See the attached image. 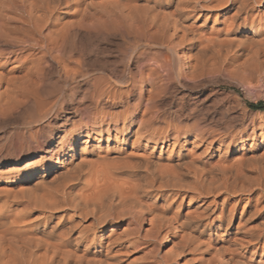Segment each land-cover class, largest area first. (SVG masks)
<instances>
[{
    "label": "bare ground",
    "instance_id": "bare-ground-1",
    "mask_svg": "<svg viewBox=\"0 0 264 264\" xmlns=\"http://www.w3.org/2000/svg\"><path fill=\"white\" fill-rule=\"evenodd\" d=\"M81 30L118 36L123 49L114 61H97L95 73L89 71L75 59H87L84 48L76 50L72 42ZM263 75L264 0H0V116L19 114L26 119L23 126L27 120L29 126L24 138L31 154L24 156V172L16 178L22 183L19 190L41 198L46 183L58 187V197L54 192L48 200L38 198L39 217L50 220L41 229L44 238L0 233V264H185L190 248L210 255L198 264H254L258 258L264 264V152L257 153L264 143V120L250 119L234 129L230 100L217 89L234 81L250 94ZM170 84L182 92L180 105L167 118L155 99ZM206 85L214 96L208 122L207 113L202 111L204 118L198 109L204 93L183 103L191 96L186 92ZM160 122L164 126L157 128ZM40 132L47 138L35 142L33 135ZM82 140L97 144L101 161L114 163L110 169L94 162L111 170L101 174L92 162L91 174L128 177L118 184L111 174L106 178L111 184L95 189L96 196L92 190L98 186L89 191L97 203L94 197L93 202L86 195L76 197L67 186L88 167L83 170L85 160L74 161ZM236 150L240 157L226 164ZM38 189L42 196L36 195ZM188 198L203 202L195 216L190 200L183 218L166 208L158 215L150 212L154 207L148 201L160 200L177 210ZM59 211L77 219L53 223ZM145 215L150 226L142 236ZM88 216L90 224H79ZM205 220L228 235L195 246L196 234L207 232ZM252 223L257 226L249 230ZM176 230L187 236L182 235L180 246L171 245L168 256L157 258L140 248L143 237L166 243ZM38 241L43 244L39 254ZM132 253L142 255L129 260Z\"/></svg>",
    "mask_w": 264,
    "mask_h": 264
},
{
    "label": "rangeland",
    "instance_id": "rangeland-1",
    "mask_svg": "<svg viewBox=\"0 0 264 264\" xmlns=\"http://www.w3.org/2000/svg\"><path fill=\"white\" fill-rule=\"evenodd\" d=\"M87 32L88 31L81 30V31L78 32V34L76 36L72 37L73 38L72 39V42H73V45L76 48V50H78L79 47L84 48L83 50H85V51H82V52L85 54L84 56L87 57V59H86L87 61L85 60V62H81V60H79L80 57L78 55H75V59L77 61H80L79 64H81V65H83L85 63L84 64L85 68H87L89 71H93L95 73V69L98 68L99 61L100 62L103 61L102 63H105V61H107V62L114 61L113 60L114 57L118 54V51L119 50L123 49V46L119 45L121 41H120V38L118 36H112L111 35L109 37L108 36L106 37V36H103V35L95 34L92 31H90V34H92V36H91L89 34V32L88 33ZM79 35H81V36H79ZM94 35H96V36H94ZM82 36L83 37L85 36V37L83 38ZM86 37H87V39H86ZM80 40H82V41H80ZM89 41L92 42V43H89ZM90 48H91V50H90ZM76 56H78V57H76ZM96 62L98 63V65H97ZM95 65H96L97 68L95 67ZM88 66L90 67L91 70L89 69ZM93 66L95 67V69H94ZM93 72H91V73L94 74ZM261 79L259 80L260 82L257 81L258 83L257 82L255 83L256 84V86H255V89L256 90L254 89V91L250 92V94H249V92L248 93L245 92V91L243 92V90L240 89L239 86L238 87L236 86V83L234 81H230L232 83H230L228 81V82H226L227 84L226 83L225 84L224 83L223 84L221 83L217 87L218 91H220L221 93H225L224 95L227 96V98H226V96H224L222 98H224V100H226V102H228L230 100L228 102L229 103V106H231V109L232 110L235 109L233 111L230 110V115L232 116V127H234V129L240 128V126L242 124H247L250 119H255V120H257L256 122H262L264 120V75H263V77ZM209 88L210 87L206 85L204 88H199L198 89L199 91H197V92H186V93H189L191 96H189L190 97L189 99H187L188 97H186L183 100V103H185V101L186 102L187 101H191L193 99V97L196 95V93H204V95H200L199 98L202 100L205 97V101L203 103L199 102L201 105L199 104L198 109L201 110V114H202V116H204V118L207 115L206 116L207 118H205L207 120V122L209 121V119H211L210 117H212L214 115L213 114L214 112H213V110L211 108L212 102H210L214 96L211 95L210 93H208L209 92ZM180 92H182V89H181V87L179 85L170 84V86L166 90V93L165 94H162L160 97H158L157 99H155L157 101V103H155V104H157L156 105V108L157 109L158 108L159 109H162L161 111L159 109L158 110L161 113L165 114L164 115L165 117L169 118V116H171L173 114V112L176 110V108L178 107V105H180L181 102L179 103V99H178L180 97V95H179ZM248 94L250 96H248ZM175 97H177V98H175ZM231 101L234 102V103H232ZM238 103H240V104H238ZM234 105H235V107H234ZM240 105H242L240 107L242 110L240 108L237 109ZM232 107H234V108H232ZM243 108H244V110H245L246 113L243 111ZM117 110H119V109H117ZM171 110H173V111H171ZM211 110H212V112L210 113ZM202 111L204 112V114H206V113L207 114L206 115H203V112ZM215 116H217V115H215ZM242 116H243V118H242ZM248 117H249V119H248ZM23 120H24V122H23ZM25 121H26V119H22V117L19 114H15V113H11V114H7V115H4V116H0V233L2 234L1 236H5V237L6 236L7 237L12 236L11 233H13V234H16L17 233L15 236H17L18 233H19V237H22V236L23 237L24 236L31 237V236H34V234H35L34 237H37V238L39 237V239L40 238L42 239L44 237H43V230H41V229H42L43 225L45 226L46 224H48L46 226V227H48L49 224H50V220H48V219H41L39 217L41 210H39L40 208L38 209V206L40 207L41 204L37 205V202L39 203V199L48 200V198H50V196L53 197L52 196L53 195L52 193H54V192H55L54 193L55 194L54 197H58L56 195L57 191L55 190V189H58V187H56L57 186L56 183H54L53 186H50L51 184H49L48 181L51 179V177H52V175H51V176L46 177V182H48V183H46L45 185H47V186L49 185L48 188L52 187V190L53 191L51 190V188L48 190V188H46V189L44 188L43 189V187H41L44 190L42 192H45L46 191L47 194L46 193H42L41 192V189H38V191L35 190L37 196L38 195H41L42 196V194H43L42 197H44V198H42V197L40 198V196L39 197H36L34 192H33L34 193V195H33L34 197H31L32 194H30L31 195L30 196L28 193L26 194V192L25 193L20 192V190H19L20 189V185L19 184H22V183L21 182H17V179L16 178H18V176H21L23 174V172H24L23 171V166L26 164V161H27L26 160L27 158H25L24 156H26L28 154H31V152L28 150L27 143L25 141L26 140L25 139L26 136L24 134H27V130H28V127H29V126H26V125H28L27 124L28 123V120L26 122V125L23 126V124H25ZM215 121H217L216 120V117H215ZM224 121H226V120H224ZM218 122L219 121H217L216 123H218ZM234 122L235 123L237 122L236 125H235ZM219 123L221 124V122H219ZM219 123H218V125H219ZM160 124H162V122L156 123L155 126L158 125L160 127L157 126V128H162L164 126V124H162V125H160ZM39 134L34 133L33 136H34V141L35 142H40V140H42L43 137L45 136V135L43 136L41 132ZM39 136H40V138H39ZM46 138L44 137L45 140H46ZM83 142H84L83 140L80 141V144L78 145V147H76V154H75L76 156L74 157V161L77 162L79 160L80 161L85 160L86 161L85 162L86 165L83 167V170L88 166L87 168L90 171L88 172V170H87V172H86V169H87L86 168L85 171H82L83 174L82 173L80 174L79 179H78L79 182L78 181H74L75 183L73 182V183H71L72 185L71 184H68L67 186L70 185V187H71L70 191H71V193L75 194V196L78 195V194L81 195V196L82 195L83 196L86 195V197H87L86 198L87 199L86 201H88V202L89 201L90 202H93L91 200H93V197H94V200L96 201L95 203H97L98 201L96 200V197L95 196H96V193L98 191L96 192V190L97 189L99 190V187L100 188L101 187L103 188L104 186H106L104 183H106V184L110 183L111 180L109 181L108 180L109 178L112 177V179H115L117 181V183L119 184V182L121 180L126 179V178L128 179V177H126L124 175H121V174H117V176L119 175L118 177L115 176V177L118 178L117 179V178H114V175H116V174H112L111 172H109L110 174H108V172H107L108 175L107 174L105 175L106 178L108 176V179H106L105 177H103L101 174L102 173L105 174L106 171L108 170V168H110V169L112 168L111 167L112 165H110V164H114L113 161L112 160H107V162L101 161L99 159V157H97V152L95 151V150L98 149L97 144L94 143V142H90L87 145H85V144H83ZM165 150L166 149L164 148V151ZM263 152H264V143L260 144V148H259V150H258L257 153L260 154V153H263ZM33 155H35V156L36 155H39V152L37 154H33ZM20 156H21L20 161L16 163L15 160L18 157H20ZM165 156H166V154L163 152L161 158H163ZM152 157L153 158H157L156 155L155 156H152ZM237 157H240V154L237 152V150L231 152L226 157V160H227L226 161L227 162L226 164L231 163V161L233 159L237 158ZM108 161H110V162L112 161V162L111 163H108ZM92 162L93 163L94 162H97V164L99 166L101 165L100 162H102V164H103L102 166H104V165L106 166L107 165L108 168L105 171L103 169L104 168L103 167L102 169L104 171L102 172L101 167H99L96 163H94V165H96L97 168L99 167V169H97V168L96 169L99 170V171H101L100 172L101 174L97 173L99 171H96L97 174H94V172H95L94 171L95 170V166L93 165ZM158 162H159V164H163L164 163L162 160H159ZM91 166H92V168L94 167L93 174H91V172H92ZM106 167H105V169H106ZM110 169L108 171H111ZM98 174L101 175L102 178L98 179L100 177ZM111 174L113 176H111ZM90 175H92V176H90ZM97 176H98V178H96ZM92 177L94 179V180L92 179L93 181L91 180ZM85 179H86V181L90 179L89 182L92 181V182H90L92 184H90L89 182H87L88 185L86 184L87 185L86 186L85 185V183H86ZM119 179H120V181H119ZM115 180H113V181H115ZM13 181H14V183H11ZM83 181L85 183H82ZM95 181H97L96 182L97 184L95 183ZM102 181H103V184H102ZM99 182L103 186L100 185ZM33 183L35 184L36 181L35 182L34 181H31V183H29V185H32ZM120 183H122V181ZM55 184H56V186H55ZM45 185H44V187H45ZM73 185H75V186H73ZM33 186H36V184L33 185ZM96 186H98V187H96ZM94 187H96V188H94ZM93 188H94V190H92ZM91 190H92V193L93 192L94 193L96 192L94 194L95 196L94 195H91L92 193L90 194ZM48 192H50V193H48ZM88 192H89L90 196H89ZM85 193H87V194H85ZM73 194H72V197H74ZM83 196H82V198H83ZM255 196H256V194L254 193L253 195H251V198L252 197L255 198ZM27 197H29V198H27ZM35 197H36V200L38 198L39 199L37 201H35L34 200ZM45 197H46V199H45ZM76 197H78V196H76ZM31 198H33V199H31ZM89 198H90V200H88ZM33 200L35 201V203L29 205L30 203L34 202ZM171 200L172 199L169 197V202ZM188 200H190V199L189 198L188 199H185V201L183 202V205L180 206V208L178 207L177 210L174 209V208L171 209L170 206H168L166 203L161 202L160 200L148 201V203L150 202L149 204L151 205V207L152 208L154 207L152 210H150V212L153 213V214H155V215H158L159 209H165L166 208L168 211L180 212L181 213V216H182L181 218H183V216H185V214L187 212L186 211V206L188 204ZM217 200L220 201V197H217ZM84 201H85V198H84ZM173 201H175V200L173 199ZM190 201L191 202H189V204H190L189 206H192V207L190 208L189 211L191 213H193L192 214L193 216H195L194 212L198 213V212H200L202 210V208H203L202 207L203 202H200V201L195 200V199H192ZM208 201H209V199H208ZM151 203L154 204V205H152ZM34 205H35V207H37V209H35ZM243 205H244V203L241 206H243ZM90 208L93 209V207H90ZM90 208H88V209H90ZM90 210H88L87 213H89ZM110 212L113 213L112 211H108V214ZM216 212H218V211H216ZM103 213H105V216L107 215L106 214L107 212H103ZM103 213L102 214H98V215L99 216H103L104 215ZM53 216H54L53 219H52L53 223L59 222V223H62L63 224L66 220H75V219H77V217H75L74 215H72L71 212H68L67 213V212H64V211H61V212L59 211L57 213H54ZM12 218L13 219H17V222H19V223H16V221H14ZM143 219H145V220H143V222L140 224V232H141L142 236L144 234V231L147 228H149V226H150L149 217H147L145 215V217ZM9 221H10V223H9ZM12 221H14L13 222L14 223L13 225L11 224ZM78 221H80L79 224H82V226H85V225L87 226L88 224L91 223V218L88 216L87 219L82 218V220L78 219ZM204 222L209 225L208 228H207V232H205L203 234H196V240L197 241H195V243H196L195 246H204L203 244H204V242L206 240H210L211 239V241H213V240H218L219 241L222 238L227 237L228 234L225 233V232H223L222 231L223 229L221 230V229H218V228L213 227V224L211 223V221L205 220ZM34 224L35 225L37 224V226H38V227L36 226L37 228L35 227L36 228L35 230H33ZM25 226H26L27 229L25 228ZM255 226H257L256 223H252V224H249V226H247V228H249V230H252L253 228H255ZM122 229H123V227H120L118 230H122ZM30 230H31V232H30ZM7 231L10 232V234ZM14 232H16V233H14ZM96 232H98V231H96ZM209 232H210V238H209V236H207V233H209ZM6 233L8 235H6ZM20 233H21V235H20ZM56 233H58V232H56ZM108 234L109 233L107 231L104 235L107 236ZM182 235L183 236H185V235L187 236L186 233H180V231L176 230V231H174V234H171L169 236V239H168V241L166 243L164 242L163 239H162V241L160 239L156 243L155 242L152 243L151 241L149 242L148 240H145L144 237H143L142 238V241H143L142 242V246L140 248L145 249V251H147V252L149 251V254H147V255H154L157 258H161V257L166 256V255L168 256L169 255V250H170V247H171L172 244H178L176 246H180L181 242H179V241H182L183 238H184ZM181 236H182V238H181ZM39 243H40V245H39ZM39 243L36 244L37 245V248L35 250L38 253V250L40 248V250H39L40 252L39 253H42L41 251H42L43 244L41 242H39ZM230 247L232 249L236 248V246H234L233 244ZM190 249L187 252H185L186 254L184 253V258H185L184 259V262L189 261V263L186 262L187 264H191V261H192V264H198L200 262H205V261H207V259L210 256L207 253H205V254L203 253L202 254L200 251H194V250H192V248H190ZM139 255H142V254L139 253L138 255H135V254L132 253V254H129L127 257H128L129 260H131L134 257L139 256ZM123 258H126V257H123ZM190 259H191V261H190ZM254 262H255L254 264H258L259 258L256 259V261H254Z\"/></svg>",
    "mask_w": 264,
    "mask_h": 264
}]
</instances>
